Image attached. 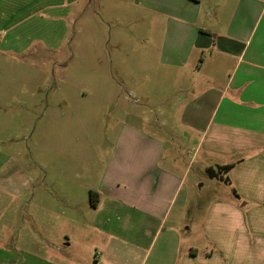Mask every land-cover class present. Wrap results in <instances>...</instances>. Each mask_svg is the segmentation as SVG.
<instances>
[{
  "label": "crops",
  "instance_id": "crops-1",
  "mask_svg": "<svg viewBox=\"0 0 264 264\" xmlns=\"http://www.w3.org/2000/svg\"><path fill=\"white\" fill-rule=\"evenodd\" d=\"M82 1L58 0L61 37L67 19L81 18ZM106 2L119 12V26L132 6L133 13L152 19L150 25L164 28L149 39L153 53L145 54L154 67L141 70L143 80L122 85L145 104L135 120L153 121L155 128L123 122L122 146L109 153L120 164L113 166L111 157L99 182L87 187L94 203L89 198L82 217L70 221L86 250L85 258L73 256L72 264H257V252L264 255V0ZM47 3L0 0L1 52L24 51V36L13 30L35 8H49ZM89 3L98 6V0ZM131 139L137 146L129 147ZM199 157L198 171L207 173L209 182L186 186L189 166ZM226 166L231 167L226 171ZM210 180L227 184L233 200L213 201L201 223H194L187 204L210 198ZM218 193L214 198H224ZM248 215L250 224L243 226ZM51 237L57 251L71 247L67 233L43 240ZM8 255L5 264L18 257Z\"/></svg>",
  "mask_w": 264,
  "mask_h": 264
},
{
  "label": "rangeland",
  "instance_id": "rangeland-1",
  "mask_svg": "<svg viewBox=\"0 0 264 264\" xmlns=\"http://www.w3.org/2000/svg\"><path fill=\"white\" fill-rule=\"evenodd\" d=\"M57 2L48 0L49 8H35L24 25L14 28L15 35L24 36V51H0V264L8 254L18 257L7 264H45L41 257L52 264H72L73 256L83 260L86 250L70 221L82 217L79 212L90 198L87 187L99 182L104 165L111 162L109 153L122 144L123 122L151 132L155 128L153 121L135 120L138 106L145 104L135 102L140 97L128 96L122 85L143 80L141 70L154 67L145 54L153 53L149 39L163 26L150 25L152 19L133 13L132 6L119 26V12L109 10L106 0L95 7L83 0L81 18L67 19L61 37ZM166 86L169 90V82ZM133 146L137 141L131 139ZM199 160L190 164L186 186L209 182L207 173L198 171ZM112 161L118 163L116 156ZM210 187V198H192L187 204L194 223H201L213 201L233 200L227 184L210 180ZM202 190L207 192V186ZM216 190L224 198H214ZM244 224L249 226V215ZM61 232L72 238L70 248L57 251L52 237L43 240ZM7 245L18 252L10 254ZM260 254L257 264H264Z\"/></svg>",
  "mask_w": 264,
  "mask_h": 264
},
{
  "label": "trees",
  "instance_id": "trees-1",
  "mask_svg": "<svg viewBox=\"0 0 264 264\" xmlns=\"http://www.w3.org/2000/svg\"><path fill=\"white\" fill-rule=\"evenodd\" d=\"M231 166H226L224 169H226V171L230 168ZM210 173V175L212 176V174H213V172L211 171V172H209ZM90 198H91V201L94 203V200H93V194L91 193V195H90Z\"/></svg>",
  "mask_w": 264,
  "mask_h": 264
}]
</instances>
